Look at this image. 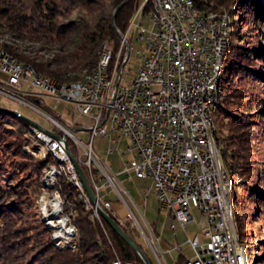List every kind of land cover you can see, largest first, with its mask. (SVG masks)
Wrapping results in <instances>:
<instances>
[{
  "label": "built area",
  "instance_id": "2783aa9c",
  "mask_svg": "<svg viewBox=\"0 0 264 264\" xmlns=\"http://www.w3.org/2000/svg\"><path fill=\"white\" fill-rule=\"evenodd\" d=\"M151 3L147 22L140 18V8L132 15L115 53L110 46L103 47L95 79L89 82V87L56 88L27 63L7 58L0 50V70L6 73L5 79H0V92L50 119L51 126H37L48 135L51 145L67 156L72 182L79 183L82 190L86 189L70 152L80 165L87 166L88 180L97 198L93 202L86 191L94 216L100 217L99 208L108 209L121 226L128 222L146 235L128 202L120 172L94 149L93 138L102 135L109 141L108 152L134 151L125 161L123 171L132 170L138 177L149 178L161 207L171 211L178 221L182 224L193 221L191 207L205 214L204 238L198 234L189 237L193 255L175 264H245L229 211L225 171L205 128V103L213 100L210 83L230 28L229 12L192 15L188 0H151ZM132 27L131 39L142 44L134 50L139 64L132 81L122 83L131 53ZM48 97L55 98V103L51 104ZM60 100L75 106L80 113L78 117L90 122L79 123L71 117L66 122L62 112L54 115L46 109L56 111ZM77 128L89 129L87 142L78 135ZM91 165L99 173L98 178ZM110 185L128 207L126 218L112 207L106 198L108 192H102L103 187ZM143 196H148L147 190ZM46 203L58 225L57 234L65 237L60 233L59 223L74 226V218L64 217L55 191L53 199H47ZM174 227L171 223L170 228ZM151 242L159 259V236L153 235ZM114 261L134 264L118 257Z\"/></svg>",
  "mask_w": 264,
  "mask_h": 264
},
{
  "label": "trees",
  "instance_id": "16d2710c",
  "mask_svg": "<svg viewBox=\"0 0 264 264\" xmlns=\"http://www.w3.org/2000/svg\"><path fill=\"white\" fill-rule=\"evenodd\" d=\"M231 3L238 4L236 12L238 15H240L239 11L244 8L243 5L249 4L255 9L252 11L256 18L264 21V0H194L195 6L200 11H221ZM151 7V0H114L111 10L107 0H0V27H4L3 33L10 31L17 35L24 34L23 36H29L38 41L61 39L62 44L72 40L74 35L77 36L71 48L57 53L47 62L24 56L12 45H6V48L22 60L26 59L31 62L42 74L55 76L65 81L78 80L81 78L78 72L83 68L91 70L97 64L101 45L106 40H113V52L115 53L122 39L120 34L126 31L135 11L140 8V18L147 22ZM249 8L247 9L251 11V7ZM76 10L79 14L78 18L61 19V17L66 18L69 12ZM230 15L233 18H231L229 28V42L223 57L219 99L214 115L217 122L218 114L226 112V117L231 120L227 125L229 133L225 135L221 127L218 131L216 130V139L228 173L232 179H235L231 187V200L234 207V203L243 196L235 188L236 184H243L238 178H242V175L248 176L250 169L254 168L253 144L247 129L256 125L260 117H264V102H262L264 98L258 90V84L264 76L256 70L254 73L249 72L252 68L245 60L246 54H242L239 49L241 33L236 24L237 18L233 16L234 13L230 12ZM65 45L68 44L65 43ZM125 52L126 47L124 46L122 55ZM73 72L76 73L73 74ZM237 98L252 101V105L262 103L263 106L254 109L253 114H245L239 112L237 108L228 109L224 106L225 101ZM6 123L11 125L17 123L25 127L24 138L32 137L31 125L33 123L0 108V126ZM12 129L19 131L14 126ZM49 158L47 156L36 159L34 163L36 171L52 161ZM81 167L86 173L83 164ZM57 186L61 189L66 206L67 203H72L76 212L74 223L78 229V238L75 248L67 244L51 243L49 233L51 228L45 222L47 227L41 221L42 228L36 224L27 227L17 225L16 217L18 216L16 215L20 214L18 205L2 202L4 190L0 186V264H112L114 258L117 257L122 260H132L134 264H145L140 254L108 223L102 214L96 217L92 214V208L85 207L84 201L77 197L78 190L67 177L62 176ZM254 188L256 191H262L260 188ZM262 197L264 198V190ZM106 198L112 200L108 195ZM106 210L113 216L110 210ZM234 222L237 236L243 241L242 224L236 220L235 213ZM150 225L153 230L156 229L153 223ZM122 227L135 239L152 264H158L154 255L143 246L140 230L130 227L128 222H125ZM33 228H36L37 232L29 233L28 229ZM182 259H184L183 256L179 254L177 261Z\"/></svg>",
  "mask_w": 264,
  "mask_h": 264
},
{
  "label": "rangeland",
  "instance_id": "374dc122",
  "mask_svg": "<svg viewBox=\"0 0 264 264\" xmlns=\"http://www.w3.org/2000/svg\"><path fill=\"white\" fill-rule=\"evenodd\" d=\"M113 2L114 0H107L110 10L113 7ZM243 6L244 8H242L239 11L240 15L236 13L238 8L237 3H231L228 7L224 8L223 10L229 12L230 24H231V18H233L230 15V12L234 13L233 16L237 18L236 24L240 29V33H241L239 38L241 47L239 49L241 50L242 54H246L245 60L249 65V67L254 69V70L250 69L249 72L254 73L256 70L259 71L264 76V21H261L260 19L258 20L256 18L255 13L252 11V10L255 11V9L252 6H250L249 4H245ZM249 7H251V11L248 10L250 9ZM78 16L79 14L78 11L76 10L69 12L66 18L61 17V19L63 20L73 19V18H78ZM2 31H4V27H0V39L3 42L6 41L5 44L2 43V46L5 45V49H6V44L12 45L14 48L20 51L22 55L31 57L40 62H47L48 60L52 59L57 53L64 52L66 48H71L74 45V40H76L77 38V36L74 35L72 37L73 38L72 40H68L67 42H64V44L65 43L68 44L64 46V44L60 42L61 39L60 40L41 39L38 41L29 36L28 37L23 36L24 34L17 35L10 31L5 33H3ZM133 31H134V27L130 28L129 31L130 39ZM16 32L18 33L19 31L16 30ZM122 34H120L121 37ZM105 45L110 46V48H112V51H114L113 40H106L101 45L102 48L99 51V59H100V53L103 51V46ZM120 45H121V41H120ZM141 47H142L141 43L137 42L133 38L131 39V53H130L129 61L127 62L124 68V76L121 79L122 83H130L132 81L133 76L135 75L139 64V56L134 53V50ZM123 49L124 46L122 48V51ZM6 51L14 55L7 49ZM14 56L18 57L16 55ZM18 59L21 58L18 57ZM32 66L34 67L33 64ZM91 70L87 68H83L80 72H78L81 75V78L78 80L84 78L85 75ZM37 72L40 73L39 71ZM74 73L76 72H73V74ZM41 75H48V74L41 73ZM48 76L53 77L59 80L60 82L77 81V80L61 81V79H58L55 76H51V75ZM5 77H6V73L0 70V79L4 80ZM262 78H263L262 81L258 84V90L260 91V93L263 95L264 98V77ZM48 100L51 104H54L56 101V99L53 97H48ZM262 102H264V100H262ZM252 104H253L252 101L248 102L246 99L237 98V99H233L232 101L231 100L225 101L224 106L228 109L237 108L239 112H243L245 114H253L252 112L254 111V109L258 108V106H263L262 103L255 105ZM0 105L19 110L22 114L36 121L38 124H41L46 127L51 126V122L48 117L38 112L34 108L27 106L26 104L19 103L18 101L14 100L13 98L7 96L2 92H0ZM46 109L52 112L54 115L57 113V111L62 112V119L65 120L66 122L69 121L68 120L69 117L77 119L79 123H83V124H88L90 122L86 118H79L78 116L80 113L78 110H76L75 106L70 105L63 100L59 101L56 111L52 110L51 108H46ZM226 115H227L226 112L219 113L216 122V130L218 131L219 128L222 127L225 135L229 133L227 129V125L231 121L229 120L228 117H226ZM8 121L11 122V120ZM13 126L16 129H19V131L12 129ZM76 130L78 135L83 139V141L87 142L89 140L90 138L89 129L80 130L77 128ZM24 132H26V128L21 125H18L17 123L13 125H11L10 123H6V125L2 124V126H0V186L4 190V197L2 198V202L5 203L11 202L12 204L16 203L18 205V210L20 211V214L17 213L16 215L18 216L16 217L18 221L17 225H25L27 227L36 224L40 228H42L40 224H42V222L44 224V222L46 223V221L45 218L42 217V215H40L38 204H39L40 195L44 188L42 187L43 184L41 181V175L44 171V168H41L39 171H36L34 167L35 166L34 163L36 159L40 158L43 151L42 149L39 150L37 147H35L38 145L33 143L32 137L24 138L23 135ZM247 132L251 138V143L253 144L252 158L254 159L253 161L254 168L250 169L248 176L242 175V178L241 177L238 178L239 181L242 182L243 184H236L235 188L237 192L239 194H243V196L239 199V201L234 203L233 210L236 215V220H239L242 224L241 231L243 235L242 236L243 241H241L239 238L238 239L243 244L247 264H264V198L262 197V191L264 190V117H260L258 119V123L256 125L250 126L247 129ZM123 144L124 142L121 145V149L123 148ZM93 146L99 157H101L107 163L111 164L116 172H120L119 177L122 179V182L135 195L136 200L141 208L142 214L137 209H136L137 212L136 211L135 212L146 234L144 235L143 232H141L142 234L141 241L143 246L147 248L148 252L153 254L151 247L152 245L151 239L153 235L157 234L158 231L159 235L162 236L165 241L166 240L169 241L168 245L170 243L172 244L174 249L173 250L174 254H178L182 250L187 255H191L193 250L187 238L188 236H191L194 233H198V234L201 233L202 227H205L207 224V219L205 214H203V212L200 211L198 208L191 207V212L194 215V219L193 221L185 225H182L181 222L178 221L176 217L169 215L167 209L161 207L159 200L153 191V188L149 185L150 183L149 178L138 177L134 174L132 170L123 171L125 169V161L131 157L134 151L127 150L124 154L119 153L117 150L113 152H108L109 141L106 136H102V135H95V137L93 138ZM83 165L86 170L85 174L88 178L87 166L85 164ZM91 167L96 174L95 177L98 178L99 173H97L93 165H91ZM63 176L67 177L66 175ZM104 179H106L105 176ZM98 181L100 183L102 180H98ZM55 186L58 187L57 185ZM254 187H256L257 189L260 188L262 189V191L261 190L256 191ZM144 190L148 191V196L146 198L143 195H141L143 194ZM105 191L108 192V196L112 199L111 200L112 206L115 209V211L121 217L126 218L128 207L126 206L124 201L119 197L117 191L111 185L109 187H103L102 192ZM77 197L80 198L79 196ZM72 206H73L72 203H67L66 206V202H65L64 205L65 212L66 211H68L66 213L75 212ZM234 213H233V219H234ZM74 216H76V212ZM74 216H72V219ZM150 223L154 224L156 228L155 230L152 229ZM170 223H174L175 225L174 232H172L168 227ZM44 225L46 226V224ZM48 226L51 228L49 232L51 243H54L56 245L67 244L68 246H70L68 242H64V241L56 242L59 237L56 236L54 239L55 236L54 226L51 225ZM36 230H37L36 228L28 229V232L31 234H35L37 232ZM77 234H78V229L76 226L75 236H73L74 239L72 238L75 243L78 238Z\"/></svg>",
  "mask_w": 264,
  "mask_h": 264
},
{
  "label": "bare ground",
  "instance_id": "6f19581e",
  "mask_svg": "<svg viewBox=\"0 0 264 264\" xmlns=\"http://www.w3.org/2000/svg\"><path fill=\"white\" fill-rule=\"evenodd\" d=\"M188 9H190L192 15H199L202 13L221 14V12L219 11H200L195 6L194 0H188ZM229 23H230V16H229ZM229 35H230V32L228 29V35L226 36V41L224 42L223 52L220 55V63L218 65V69H213V78L210 83V92L213 97V100H208L205 103V128L207 130V136L210 142L212 143L214 152H218V156L220 160L222 161V166L225 171L226 188H227L228 195H229V211L231 213L232 220H234L233 219V206H232V201H231V187L235 179H232L230 177V174L228 173V170L221 156L220 146L216 139V120H215V115H214V110L217 107V101L219 99L218 94H219V89H220V76L223 70V57H224V53L226 51V48L229 42ZM5 42H3L0 39V50L2 51V53H4V55L7 58H12V60L18 61L20 63H27L29 68H34L30 62L18 59V57H15L14 55L8 53L6 51L7 48L5 49V45L2 46V43L5 44ZM102 53L103 51L100 53V59L102 58ZM98 65H99V62L90 72L88 73L86 72L87 74L81 80L71 81V82H60L59 80L53 77H50L48 75H43V80L52 81L53 86L56 88H87L89 87V82L95 79V73L98 69ZM34 70L36 73H38L35 68ZM31 129H32L31 136L33 138V143L36 145L39 144L38 146H35V147H37L39 150L42 149L43 151L40 158H45L49 156L52 159V161H50L46 166L43 167L44 171L41 175V181L43 184V186L42 185L41 186L44 188L40 195L39 204H38L40 215H42V217L45 218L47 225L54 226V235H55L54 239L56 236L59 237L56 242H63V241L68 242L70 246L75 247L76 243L73 241L74 239L73 236H75L76 224L74 223V226H71L68 222H60L59 230H60V233H62V235H65V237L59 236L57 234L58 225L52 218L50 207L46 203L47 199H53V192L55 191V193L57 194V197L59 198V205L60 207H62V210H64L65 200L62 196L61 189L59 187H56L55 183H57L58 179L63 175H66L69 181L72 182V176L70 174V165L67 160V156L63 155V153L60 152L58 147H56L55 145H51V141L49 140L48 135L45 132H42L37 125L32 124ZM53 163L56 165H54ZM57 168H58V171H57ZM72 183L75 185L76 189L78 190V196L80 197L81 200L84 201L85 207L87 209L92 208L91 205L89 204L88 195H86V191L82 190V186L79 183H75V182H72ZM66 212L64 210V217L66 219H72V216L75 215V212H70V213H66ZM237 240L240 242L242 249L244 251L243 244L238 239V236H237ZM244 262L245 264H247L245 252H244ZM112 264H116L114 260Z\"/></svg>",
  "mask_w": 264,
  "mask_h": 264
},
{
  "label": "water",
  "instance_id": "95a60500",
  "mask_svg": "<svg viewBox=\"0 0 264 264\" xmlns=\"http://www.w3.org/2000/svg\"><path fill=\"white\" fill-rule=\"evenodd\" d=\"M0 108L5 109V110H7V111H9L15 115L21 116L33 124L41 126L36 121H34V120L30 119L29 117H27L26 115L22 114L17 109L8 108V107L1 106V105H0ZM68 150L70 151L69 148H68ZM70 155H71V159H72V161H73V163H74V165H75V167H76V169L80 175V178L83 181V184H84L86 191L88 192L91 200L96 203L97 202L96 195L94 193V190H93L84 170L82 169L77 158L71 152H70ZM99 211H100V214H102L103 217L108 221V223L140 254V256L142 257L145 264H152V262L150 261L148 256L141 249V247L137 244L135 239L119 224V222L110 213H108L105 209L99 208Z\"/></svg>",
  "mask_w": 264,
  "mask_h": 264
},
{
  "label": "crops",
  "instance_id": "0c3cea01",
  "mask_svg": "<svg viewBox=\"0 0 264 264\" xmlns=\"http://www.w3.org/2000/svg\"><path fill=\"white\" fill-rule=\"evenodd\" d=\"M123 143V142H122ZM112 168H113V166H112ZM121 179V178H120ZM122 180V179H121ZM124 184V183H123ZM149 185L151 186V181H150V183H149ZM124 186H125V188L127 189V192L128 193H126V197H127V199H128V202H129V204H130V206H132V208L136 211V209L142 214V211H141V208H140V206H139V204H138V202H137V200H136V197H135V195L132 193V191L124 184ZM141 195H143V194H141ZM168 211V213H169V215H171V216H173V217H175L174 215H173V213L171 212V211H169V210H167ZM137 212V211H136ZM189 223V222H188ZM171 224V223H170ZM170 224H169V229L172 231V232H174L175 231V227H174V229H172V228H170ZM182 224V223H181ZM187 224V223H186ZM182 225H185V224H182ZM202 230H203V227H202ZM157 231V230H156ZM195 234H198V233H194L193 235H191V236H188V238L189 237H192V236H194ZM157 236H159V248H160V250L158 251V254H159V259H158V257H157V255L155 254V252L153 251V248H152V251H153V255H154V257H155V259H156V261H157V263L158 264H175V262L177 261V257H178V255L180 254V255H182L183 256V258H187V257H191L192 255H193V252H192V254L191 255H187L185 252H183L182 250L178 253V254H174L173 253V246H172V244L170 243L169 245H168V243H169V241L168 240H164V238L162 237V236H160L159 235V233H158V231H157V234H156ZM202 239L204 238L203 237V233H202V231H201V233L200 234H198ZM187 238V239H188ZM163 242H164V245H163ZM152 247V246H151ZM192 248V247H191ZM193 250V249H192Z\"/></svg>",
  "mask_w": 264,
  "mask_h": 264
}]
</instances>
